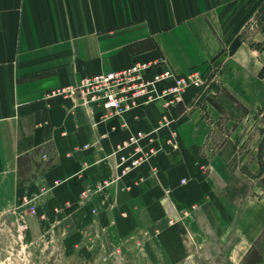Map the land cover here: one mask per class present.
<instances>
[{
    "label": "crops",
    "instance_id": "obj_1",
    "mask_svg": "<svg viewBox=\"0 0 264 264\" xmlns=\"http://www.w3.org/2000/svg\"><path fill=\"white\" fill-rule=\"evenodd\" d=\"M262 2L0 0V216L76 243L106 246L149 233L174 263L188 254L189 225L220 219L224 231L235 204L252 199L229 190L238 134L216 127L228 111L213 115L195 86L176 106L148 104L108 118L104 108L51 94L135 60L156 63L154 71H203L229 55L237 38L228 30L238 21L245 27ZM239 52L232 61L241 83L224 87L251 112L264 104V82L251 85L264 56L246 51L245 62ZM139 132L138 144L157 151L119 176L120 154L135 145L117 149ZM250 154L238 153L246 156L238 172Z\"/></svg>",
    "mask_w": 264,
    "mask_h": 264
},
{
    "label": "rangeland",
    "instance_id": "obj_2",
    "mask_svg": "<svg viewBox=\"0 0 264 264\" xmlns=\"http://www.w3.org/2000/svg\"><path fill=\"white\" fill-rule=\"evenodd\" d=\"M241 23L238 21L239 26ZM238 25L228 30L237 38L236 43L230 45L229 55L203 71L199 70L203 82L201 86H195L205 96V104L213 115L221 109L229 112L218 119V131L238 134L235 137L236 168L229 174V190L235 194L243 193L244 197L250 194L252 199L244 198L235 204V218L228 227L222 231L220 219H207L197 230L189 225L191 232L186 235L188 254L174 263L149 233L106 246L93 239L91 243H76V240L56 236L55 231L48 229L43 232L28 230L14 216L3 215L0 216V264H264V104L249 112L236 97L228 96L224 87V84H233L238 71L237 61H232L236 58L234 53L240 51L247 60L245 62H249L243 53L246 51L256 52L257 57L264 56V2L251 13L245 27ZM263 69L264 63L261 79L257 77L251 85L264 82ZM256 148L257 154L252 156L250 152ZM238 153L250 154L242 165V173L238 172V166L246 156L240 158ZM254 160L256 170L252 172L249 166ZM183 225L186 229L185 222Z\"/></svg>",
    "mask_w": 264,
    "mask_h": 264
},
{
    "label": "built area",
    "instance_id": "obj_3",
    "mask_svg": "<svg viewBox=\"0 0 264 264\" xmlns=\"http://www.w3.org/2000/svg\"><path fill=\"white\" fill-rule=\"evenodd\" d=\"M156 63L135 60L126 68L102 72L82 78L51 95H65L74 102L93 111L95 107L106 110L104 118L123 116L135 107L148 104H161L169 108L182 100L183 92L189 86H201L203 76L198 69H191L185 74H177L171 69L154 71ZM170 121L166 116L161 123ZM145 134L139 132L128 144L118 147V153L127 146L135 145L129 153H121L117 163L119 176H123L146 162L156 153L155 148L145 149L138 143ZM30 214L36 213V207L30 200L25 202ZM26 227V225H24Z\"/></svg>",
    "mask_w": 264,
    "mask_h": 264
},
{
    "label": "trees",
    "instance_id": "obj_4",
    "mask_svg": "<svg viewBox=\"0 0 264 264\" xmlns=\"http://www.w3.org/2000/svg\"><path fill=\"white\" fill-rule=\"evenodd\" d=\"M263 71H264V69H263Z\"/></svg>",
    "mask_w": 264,
    "mask_h": 264
}]
</instances>
